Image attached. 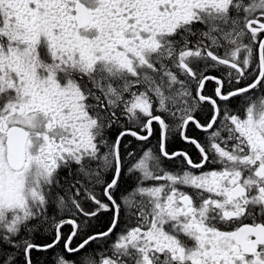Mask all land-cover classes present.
<instances>
[{"label": "snow or ice", "instance_id": "6c2138e0", "mask_svg": "<svg viewBox=\"0 0 264 264\" xmlns=\"http://www.w3.org/2000/svg\"><path fill=\"white\" fill-rule=\"evenodd\" d=\"M0 264H264V0H0Z\"/></svg>", "mask_w": 264, "mask_h": 264}]
</instances>
